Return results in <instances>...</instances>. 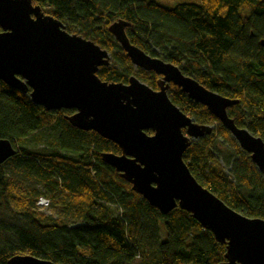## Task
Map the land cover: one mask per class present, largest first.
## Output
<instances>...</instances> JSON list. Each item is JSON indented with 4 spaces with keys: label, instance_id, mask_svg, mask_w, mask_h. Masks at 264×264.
Here are the masks:
<instances>
[{
    "label": "trees",
    "instance_id": "16d2710c",
    "mask_svg": "<svg viewBox=\"0 0 264 264\" xmlns=\"http://www.w3.org/2000/svg\"><path fill=\"white\" fill-rule=\"evenodd\" d=\"M30 1L66 24L68 33L76 30V35L107 51L109 65L96 72L107 83L125 84L133 70L107 32L111 23L125 21L124 31L132 45L151 57H159L152 51L158 49L159 59L183 75L237 100L226 109L227 115L264 142V0H200L172 8L151 0ZM136 72L149 88L157 89L158 76L140 69ZM167 93L195 123L215 124L209 135L191 141L182 155L193 178L230 209L264 220V175L248 154L204 106L172 85ZM72 113L47 112L27 94L0 83V139L9 141L16 152L10 162L17 163L27 177L33 175L46 196L56 194L55 200L65 204L72 218L70 222L52 220L34 211L32 203L40 193L26 192L20 183H11L4 162L0 165V200L13 202L18 213L13 220L0 219V264H7L16 254L56 264H128L133 259H139V264L224 261L225 244L217 243L189 213L178 207L160 213L104 164L100 155H118L119 148L92 131L72 127L65 119ZM50 122L58 129L52 149L39 154L18 146ZM214 153L230 168L229 176ZM208 161L211 164L206 166ZM115 203L120 212L110 205Z\"/></svg>",
    "mask_w": 264,
    "mask_h": 264
},
{
    "label": "water",
    "instance_id": "95a60500",
    "mask_svg": "<svg viewBox=\"0 0 264 264\" xmlns=\"http://www.w3.org/2000/svg\"><path fill=\"white\" fill-rule=\"evenodd\" d=\"M126 26L117 20L107 32L131 65L158 76L157 90L134 76L125 84L101 81L96 72L109 65L106 50L68 33L59 20L30 0H0V83L27 94L47 112L73 110L65 117L72 127L92 131L116 145L120 153H103L101 161L160 213L178 207L217 243L225 244L224 261L219 264H264V220L227 207L197 183L182 160L190 142L209 135L212 128L195 123L170 102L166 91L172 85L204 106L262 175L263 140L227 115L226 109L237 100L210 91L176 66L147 55L129 42ZM15 153L9 141L0 139V165ZM7 264L56 263L16 254Z\"/></svg>",
    "mask_w": 264,
    "mask_h": 264
},
{
    "label": "rangeland",
    "instance_id": "374dc122",
    "mask_svg": "<svg viewBox=\"0 0 264 264\" xmlns=\"http://www.w3.org/2000/svg\"><path fill=\"white\" fill-rule=\"evenodd\" d=\"M155 3H158L162 6L165 7H174L179 3H194L197 4L199 3L200 0H151ZM66 24L64 25L65 28ZM72 34L76 33V30H72ZM152 51L155 52V54L160 58L161 52L158 49L152 48ZM183 64V63H182ZM133 70L131 71V76H134L136 79H138L141 83L146 84V82L142 81L139 76L141 74H138L136 72V67L132 65ZM170 87V86H169ZM169 89V88H168ZM166 94L168 96L169 93ZM181 110V109H179ZM190 117L192 120H194V117L192 115H187ZM200 124V123H199ZM206 124V123H203ZM211 128H215V124H207ZM58 134V129L54 126L53 122H50L49 124L44 125L35 135L30 136L24 140H21L18 142V146L22 147L24 146L26 149L29 151L35 152V153H45L48 150L53 148V143L56 135ZM73 155V154H70ZM215 159L218 160L219 165L223 169V172L229 176L230 174V168L225 167L222 163V161L219 159V157H216V153L213 154ZM74 156V155H73ZM11 159H8L4 164V170L6 172V175L8 179L10 180L11 183L17 182L20 183L22 186H24V190L26 192L30 191H36L40 193V195L37 197L36 200L33 201L32 203V208L34 211H36L39 214H42L43 216L52 219V220H59L63 219L66 222H70L72 218L70 217L69 212L68 214L66 213V210L63 208L65 204H59V200H55L56 194L53 196L54 198H51L49 196H46V193H44L43 187L41 184H39L37 181H35L32 177L29 175V177L26 176V173L21 172L17 166V163L15 162H10ZM10 162V163H9ZM9 163V164H8ZM40 165L43 166L41 162H39ZM211 164V161H208L206 163V166H209ZM92 175V173H91ZM14 185V184H13ZM39 197L45 198L48 200L49 204L47 206L39 207L36 205V201L38 200ZM57 199V198H56ZM63 200H66L65 198ZM13 202L11 201H4L0 200V219L2 220H13V218L16 216L18 213L16 210V207L12 204ZM67 203V202H64ZM161 235L163 236V232L161 231ZM161 236V237H162ZM128 264H139V259H133L130 263Z\"/></svg>",
    "mask_w": 264,
    "mask_h": 264
},
{
    "label": "built area",
    "instance_id": "2783aa9c",
    "mask_svg": "<svg viewBox=\"0 0 264 264\" xmlns=\"http://www.w3.org/2000/svg\"><path fill=\"white\" fill-rule=\"evenodd\" d=\"M48 204H49L48 200L45 199V198H42V197H39L38 200L36 201V205L39 206V207L47 206ZM110 205L115 207L116 209H118L119 212H120L121 208H120V206L117 203H115L113 205L110 204ZM135 258H138V256H136Z\"/></svg>",
    "mask_w": 264,
    "mask_h": 264
},
{
    "label": "bare ground",
    "instance_id": "6f19581e",
    "mask_svg": "<svg viewBox=\"0 0 264 264\" xmlns=\"http://www.w3.org/2000/svg\"><path fill=\"white\" fill-rule=\"evenodd\" d=\"M153 90V89H152ZM168 97V96H167ZM169 99V98H168ZM171 102V101H170ZM172 103V102H171Z\"/></svg>",
    "mask_w": 264,
    "mask_h": 264
},
{
    "label": "flooded vegetation",
    "instance_id": "af4514ba",
    "mask_svg": "<svg viewBox=\"0 0 264 264\" xmlns=\"http://www.w3.org/2000/svg\"><path fill=\"white\" fill-rule=\"evenodd\" d=\"M157 89H158V88H157ZM157 89H156V90H157ZM167 91H168V90H167Z\"/></svg>",
    "mask_w": 264,
    "mask_h": 264
}]
</instances>
